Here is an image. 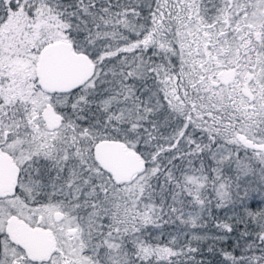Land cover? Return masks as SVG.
Returning <instances> with one entry per match:
<instances>
[{"label":"snow or ice","instance_id":"obj_1","mask_svg":"<svg viewBox=\"0 0 264 264\" xmlns=\"http://www.w3.org/2000/svg\"><path fill=\"white\" fill-rule=\"evenodd\" d=\"M0 264H264V0H0Z\"/></svg>","mask_w":264,"mask_h":264}]
</instances>
